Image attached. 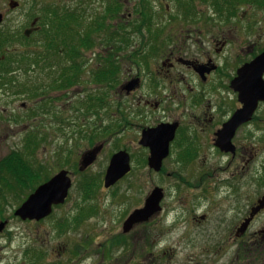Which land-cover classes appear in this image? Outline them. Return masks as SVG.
Returning a JSON list of instances; mask_svg holds the SVG:
<instances>
[{
  "label": "rangeland",
  "instance_id": "374dc122",
  "mask_svg": "<svg viewBox=\"0 0 264 264\" xmlns=\"http://www.w3.org/2000/svg\"><path fill=\"white\" fill-rule=\"evenodd\" d=\"M10 1L0 0V13L3 14L0 37L5 36V40L0 41V72H6L4 68L13 72L11 75L4 73L6 79L0 81V171L3 174H0V178H4V181L0 182V224L6 222L0 231V264H210L218 250L227 249L228 256L233 255V260L238 252L242 253L247 238L232 236L229 231L234 229L240 220V214L245 212L250 199L258 198L262 187L239 183L235 187L236 190H231L223 169L225 159L217 154L208 160L217 167L221 166L212 180V188L201 185L197 190H192L190 196L198 201L201 207L210 202L208 209H205L210 214L207 224L191 232L180 230L176 235L164 238L149 235L144 232V228L132 233H123L124 221L150 193L152 182L165 188L167 199L175 198L177 194L180 197L183 192L176 190L172 182L164 180L160 175L150 176L146 161L142 158H131L130 174L114 187L105 190L103 179L111 156L118 152L119 148H127L134 134L133 129L129 128L120 134V137L115 135L117 126L113 125V116L117 110V98L111 93L110 99L113 103L106 99V111H101L96 118L89 115L90 119H83L88 118V115L84 116L86 106L83 104L87 96L93 94L94 88L98 86L109 87L104 83L92 82L95 70L88 67L84 69L82 65L77 84L66 90H55L48 88L47 84L50 82L45 78L51 71L45 67L49 64L36 69L32 67L30 60L26 63L27 55L33 52L46 54L49 60L57 59L43 47V30L40 23L41 18L44 20L47 16L48 7H53L58 16L68 7H83L84 17L81 24L71 26L72 30L79 31L77 37H81L86 32L87 24L91 23L93 15L101 16L106 7L105 0H15L19 7L14 10L9 8ZM124 1L122 0L123 6ZM147 2L150 3L154 14V41L160 42L161 46L162 42L168 40L166 38L172 39L177 33L182 34L186 42L195 39L193 27L187 25L198 21L196 13L199 11L206 12L205 17L211 18L212 21L207 19L208 22H231L222 20L208 3H192V0ZM241 3H237L236 20L232 22L236 23L237 17L242 14H245L242 23L249 22V18L255 23L264 22V6H259L253 1ZM137 4H140V0H130L126 8L122 9V14L126 13V16L122 18L120 33L126 34L129 39L128 46L123 45L121 58L117 60V65L123 70L124 57L132 55L133 52H141L142 55L149 53L146 42L149 32L135 26L136 22L127 20V13L130 12L131 20L139 19L135 8ZM194 7L196 12L192 16H188V11L183 12ZM35 18H38L37 24ZM161 25L165 27V32L159 30L163 29ZM35 26L39 30L29 38H23L24 31L29 28L34 30ZM113 27L115 26L112 23H105L101 31L91 33L89 42H97L99 46L81 47L79 55L82 58L78 59L77 63H85L88 60L89 65H93L97 60L93 53L97 54L98 51H101L103 61L108 57L112 59L113 50H110L111 43L106 35L107 29ZM188 30L193 36L187 37ZM59 50H62V46ZM7 52H20L16 55L21 58L17 61L21 62L10 63L4 67L6 64L2 61V56ZM152 55H155L154 52ZM22 67H31L30 71L34 72L30 73V76H33L31 79L41 82L44 89L34 98L25 91L17 93L21 85L27 84ZM34 74H38V77ZM12 78L16 83H11ZM131 102L129 100L127 104L131 105ZM22 103L26 104L27 110L21 108ZM89 105L91 109L92 103ZM257 134L261 135L260 132ZM100 143L105 145L97 160L85 172L79 173L81 155ZM14 153H18L30 168V172L38 176L31 179L28 185L19 184L14 176L18 175L17 160L13 161L17 168L14 167L12 171L7 165H3ZM63 169L73 173V185L65 204L41 222L22 221L14 215L44 179ZM197 179L198 177L196 181ZM236 199L242 209L239 212H236L237 208L234 207L237 204ZM165 203L170 205L174 202ZM203 211L201 208L198 214ZM263 222L264 214L256 220L254 226L259 227ZM135 252L138 257L133 263L130 259L136 255ZM224 261L220 260L215 264H224Z\"/></svg>",
  "mask_w": 264,
  "mask_h": 264
},
{
  "label": "flooded vegetation",
  "instance_id": "af4514ba",
  "mask_svg": "<svg viewBox=\"0 0 264 264\" xmlns=\"http://www.w3.org/2000/svg\"><path fill=\"white\" fill-rule=\"evenodd\" d=\"M228 1L192 0V3L210 4L216 15L231 22H208L207 19L212 21L211 18L205 17L206 12L199 11L196 13L198 21L187 25L193 27L196 36L193 40L188 39L190 42H186L182 34L177 33L173 36L174 40L173 37L166 38L168 40L162 42L161 46L160 42L154 41L152 23L146 41L148 56L133 52L124 57V70L118 66L113 89L102 86L94 88L91 109L86 107L84 114L88 118L83 119H90L89 115L96 118L101 111H106L104 100L106 98L112 102L110 95L113 93V97L117 98V110L113 116V125L117 126L115 135L120 137L129 128L134 132L128 147H121L118 151L127 152L130 159H145L150 176L160 175L164 180L172 182L176 190L183 192L180 197L177 194V197L167 199L165 188L152 182L150 193L159 188L163 198L156 211L147 220L134 224L130 233L144 228V232L149 235L164 238L174 236L180 230L191 232L207 224L210 214L205 209H208L210 202L201 207L190 196L192 190H197L201 185L212 188V180L221 166L217 167L208 160L217 154L225 159L223 169L231 190H236L239 183H248L251 187L254 184L260 185L262 189L258 198L250 199L245 212L240 214V220L229 231L232 236L247 238L242 253L238 252L233 260V255L228 256L227 249L218 250L210 264L220 260H225L224 264H264V224L254 226L256 220L264 214V70L261 71L255 63L264 55V22L255 23L249 18V22L242 23L245 14L237 17L236 23L232 22L236 20L238 6L234 8L230 4L232 0ZM129 2L125 0L123 6L122 0H105L106 7L101 16L93 15L91 23L87 24V27L97 24L98 31L102 30V26L105 27V23L115 26L108 28L106 35L108 42L119 44L115 60L121 58V22L126 16V13L122 14V9ZM149 4L147 0H140L135 8L139 13L149 14L153 21L154 14L149 10ZM66 10L71 15V26L74 23L81 24L83 7H68ZM184 11L192 16L196 8ZM131 15V12L127 13V20L135 23ZM138 25H142L141 21L135 24ZM161 26L163 29L160 31L165 32V27ZM191 36L188 30L187 37ZM92 45L94 48L99 46L97 42H92ZM93 55L97 60L93 65L87 61L84 68H98L101 71L104 66L101 51ZM129 100L132 101L131 105L127 104ZM21 108L27 110L26 105L21 104ZM237 115H241L239 120ZM259 132L261 135L257 134ZM151 145L161 146L166 154L159 171L149 167V158L160 152ZM60 171L41 180L39 185ZM65 171L73 183V173ZM24 176L20 172L17 177L19 184L22 179L25 180ZM34 176L38 178L37 174ZM2 181L4 178L1 177ZM145 201L146 198L134 211L143 209ZM166 201L174 203L165 205ZM236 202L234 207L239 212L242 210L240 202L237 199ZM60 206H55L53 212ZM201 208L204 211L198 214ZM135 253L130 262L135 263L138 257Z\"/></svg>",
  "mask_w": 264,
  "mask_h": 264
},
{
  "label": "trees",
  "instance_id": "16d2710c",
  "mask_svg": "<svg viewBox=\"0 0 264 264\" xmlns=\"http://www.w3.org/2000/svg\"><path fill=\"white\" fill-rule=\"evenodd\" d=\"M226 1L227 3H229L228 0ZM250 1L255 2L259 6H264V0H232L230 4H232V6L235 8L236 6H238L237 3L242 2L241 4H246L249 3ZM46 15L47 16L44 18V20L43 18H41L42 22L40 23L42 25L40 27L43 30V34H42L43 36L42 40H44L43 47L47 51L49 50L50 54H54L55 56H53V58L56 57L57 59L49 60L46 54H42L40 52H33L27 55L26 63L28 60H30L32 67L36 69L44 66L45 64H49V66H45L49 70H51L50 72L46 70L47 72H49L45 76L46 80L50 82L47 84L48 88L55 90H66L70 87H73L78 82V78L82 73L81 66L83 65L84 67L85 64L83 62L81 64L77 63L78 59L81 60L82 58L81 55H79V49L81 47L92 48V42H89L90 40L88 39L92 32H96L98 30V25L95 24V26L93 25L88 26L86 28V32L84 33V35L81 37H77L79 31H75L72 30V28H69L72 23L70 18L71 15L68 14L67 10H65L61 16H58L57 12L53 10V7H48V9L46 10ZM142 17L144 19L142 20L141 22L142 25L140 26L146 27L149 30L151 26V16L146 13V15ZM121 31H122V27H121ZM120 37H121L120 49H121L123 45L128 46V44L126 43L128 39L126 34L124 33H121ZM1 39L5 40V36L0 37V41ZM118 45L119 44L114 45L113 43H111L110 50H113V52L111 54L110 51V54L111 57L113 58L111 59L110 57H108L106 61L104 60V66L101 71H98L97 68L93 72L92 82H94L95 84L104 83L107 86H109L106 88L113 89L116 80V74L118 73V65H117L118 63L117 60L114 59V56L116 55V51L118 49L117 48ZM60 46H62V50H59ZM16 53H20V52H16ZM16 53L7 52L4 56H2L3 57L2 61L6 64L4 67H7V65H9L10 63L15 62L16 64H19L21 62V60L17 61V59H21V58L18 57V54L16 55ZM30 68L31 67H27L26 69L23 68L24 73L26 75L27 84L21 85L17 93H21L25 91L27 95L34 98L39 94V92H43L44 89H42L41 82H38L37 79L34 80L31 79L33 76H30V73L32 72L30 71ZM4 70H6V72H0V81H4L6 79V75L3 76L4 73H7L9 75H11L12 73L9 69L4 68ZM35 76L38 77V74H36ZM14 82L16 83V81L12 78L11 83L13 84ZM91 95L87 96V99H85L83 103L84 106L90 107L89 103H91L92 101ZM105 104H106V98L104 100V105ZM15 160L18 161L19 168H17L13 164V161ZM4 164L7 165L11 171L14 169V167L17 168L19 176H20V172L24 173L25 180L23 181L22 179V181L20 182L22 185H28V182L31 179H33L34 177L36 178V176H34V174L32 175V173L30 172V168L27 167V165L24 162H22L21 156L18 153H15L13 156L9 157V160L4 161ZM18 175H14V176L17 178Z\"/></svg>",
  "mask_w": 264,
  "mask_h": 264
},
{
  "label": "water",
  "instance_id": "95a60500",
  "mask_svg": "<svg viewBox=\"0 0 264 264\" xmlns=\"http://www.w3.org/2000/svg\"><path fill=\"white\" fill-rule=\"evenodd\" d=\"M10 9H16L19 3L15 0H11L8 4ZM3 21V14L0 13V24ZM32 33L31 29L24 32L26 37H29ZM261 71L264 70V55L260 57L257 62ZM22 106H25L22 104ZM241 115H237L239 120ZM155 141V140H154ZM160 143V142H159ZM152 148L160 151L158 155L149 158V167L155 171H159L161 168V161L166 154L163 152L162 147L151 145ZM103 149V144H99L94 148L87 150L81 156L79 162V171L83 172L90 167L97 159V156ZM131 171L130 157L127 152L119 151L115 153L106 169L104 176L103 186L106 189L114 186L120 179L127 175ZM72 187V180L65 170L60 171L54 177H52L46 183L40 185L33 193H31L27 199L21 204V206L15 211V216L22 220H35L40 221L52 214L53 207L64 204L68 198L69 191ZM161 190L155 188L152 193L146 198L145 207L141 210L134 211L124 222L123 232L128 233L132 226L138 222L145 221L156 211L159 202L162 199ZM5 227V223L0 224V231Z\"/></svg>",
  "mask_w": 264,
  "mask_h": 264
}]
</instances>
